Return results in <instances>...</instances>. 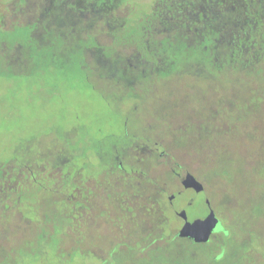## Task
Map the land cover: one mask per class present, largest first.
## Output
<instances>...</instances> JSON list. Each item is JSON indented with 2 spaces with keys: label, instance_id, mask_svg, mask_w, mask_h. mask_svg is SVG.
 Instances as JSON below:
<instances>
[{
  "label": "rangeland",
  "instance_id": "obj_1",
  "mask_svg": "<svg viewBox=\"0 0 264 264\" xmlns=\"http://www.w3.org/2000/svg\"><path fill=\"white\" fill-rule=\"evenodd\" d=\"M71 1L19 0V10L28 8L42 17L25 36L24 46L34 52V59L23 62L14 73L0 60V181L11 180L8 174L17 168L24 178L33 171L34 176L29 177H36L38 182L30 179V186L24 184L23 188L29 190L24 196L28 205H22L20 211L24 224L35 221L33 215L40 210L46 219L40 229L47 242L38 245L34 236V245L28 247L25 255L17 254L16 249L14 263L195 264L188 257L198 252L197 246L176 236L183 222L175 212L186 210L189 221L208 213L203 194L195 195L182 188L180 180L190 173L203 185L210 209L220 221L212 241L220 242L222 231L225 232V264H264V72L247 78V71H243L232 78L226 72L215 73L204 58L196 63L175 62L166 53L170 52L166 35H158L163 29L171 33L172 23L164 15L145 25L149 35L142 43L150 53L142 57L101 36L97 30L99 21L93 24L97 35L94 41L85 36L84 44L91 46L98 40L107 46V58L100 50L89 48L65 52L66 60L59 62L53 51L60 48L64 39L75 43V38L82 37L75 34L83 35L90 23V13H79V4L70 8ZM20 21L11 25L13 33L0 32V37H9L10 33L13 39L24 40ZM4 27L9 24L5 22ZM250 33L247 31V35ZM215 41L220 42L218 38ZM216 56L211 53L213 59ZM245 68L252 76L251 69ZM224 127L232 131L230 138L217 133ZM116 141L126 144L120 149L125 150L126 169L157 186L164 184V173L154 166L153 156L145 160H137V156L145 155V151L154 155L153 148L163 149L168 153L166 161H174L170 169L180 176L174 174L176 178H170L165 185L168 195L164 198V193L159 192L162 196L155 202L163 215L157 211L156 220H146L149 213L121 206L117 198L123 201L125 197L111 193L110 197H114L109 201L97 202L104 205L106 215L90 212V221L96 226L83 225L72 230L74 237L65 238L61 233L64 221L60 219L61 225L57 226L61 228L54 229L48 218L53 214L48 191L52 183L34 170V164L40 162L38 154L44 155L42 163L50 173V164L54 163H50L51 157L72 158L62 170L68 191L76 185L71 180L80 176L87 186L78 182L76 187L80 185L94 194L104 189L108 193L126 189L123 182L108 173L109 166L105 164L110 163L111 146ZM80 153L87 156L84 166L77 162ZM81 167L82 173L77 176L76 169ZM151 178L158 180L152 182ZM37 183L47 192L36 202L38 192L33 184ZM177 183L183 192L172 200L175 209L169 207V211L165 207L167 197L177 189ZM190 199L193 203L187 208L185 202ZM140 204L149 209L145 199ZM30 205L37 209L34 214ZM79 208L90 211L82 204ZM154 235L160 238L149 242Z\"/></svg>",
  "mask_w": 264,
  "mask_h": 264
},
{
  "label": "trees",
  "instance_id": "obj_2",
  "mask_svg": "<svg viewBox=\"0 0 264 264\" xmlns=\"http://www.w3.org/2000/svg\"><path fill=\"white\" fill-rule=\"evenodd\" d=\"M182 1L183 0H170L168 3H165L166 1L162 3V16L164 15L169 19L172 23V27L170 35L167 34L169 33L168 31L165 32V29L161 30L158 34L159 36L166 35L165 37H167L169 42L166 47L170 51H166V53H169L175 62L184 63L191 60L192 63H196L200 58H204L210 63V69H213L215 73L226 72L229 73V76L232 78L239 77L238 75L241 73L243 74V71H247V78H256L264 72V0H223V3L218 2V0H211L204 4H187ZM147 23L148 22H146V24ZM2 27L3 28L0 29V32L4 33L6 27ZM247 31L251 33L247 35ZM154 33L157 35V32ZM148 35L149 33L146 36ZM216 38H218L220 42L215 41ZM133 39L135 40L134 45L137 47V52L140 57L146 52L150 53L148 48L142 46L143 43L141 40L139 41L138 28H136V32L133 33ZM14 40L15 39H13L10 33L9 37L6 35L0 37V60L5 62L6 68L10 73H14V70L20 68L26 59V56L17 58V56L25 54L23 48L25 42L18 39L19 42L16 46ZM165 44L166 43L164 42V45ZM217 45L221 46L222 49L217 50ZM13 46L16 47L17 52L13 50ZM214 52L217 53L218 56L213 59L211 53ZM245 67L251 69L253 72L252 76L249 70H245ZM172 70H174L173 67H171V73ZM166 73H169V71ZM217 133L224 135L226 138L232 136V131L227 127L219 129ZM112 153L113 152L111 151V158L113 157ZM165 153L166 155H164L162 159L158 158L154 162V166L161 169L164 173V184H158V186L156 185L157 183H149L145 179H142V177L135 176L129 171L127 173L119 171L117 168V162L113 159L108 164L109 167L112 168V176H114L115 179H118V181L120 178L121 180L119 182H123L125 184L124 187L129 189V192L140 190L144 191L147 196L161 192L162 194L164 193L163 195L165 198L169 193L165 188V185L169 183L170 178H176L173 169H170L171 167L169 166L174 161L168 163L166 161L168 153ZM38 155L40 162L34 164V170H36L37 173H50L45 169L42 170L40 164H43L42 162L45 161L43 160L44 155ZM51 160L52 161H48H50V163L54 161L51 165L52 169H50L53 175L48 177L50 183H52L50 186L51 188H49L48 191L51 196L50 202L52 204L51 210L53 211V214L48 218H50V220L52 219L51 222L54 225V229L61 228L57 225H61L60 222L63 220L64 226L61 228V233L65 238H71L74 237L72 233L73 228H67V221L69 220L67 216L71 217L73 214H80V211L78 209L76 211L71 209V206L75 202H71L70 204L66 202V206H63L64 199L59 193H57V190L63 188L61 187L58 177L54 176V173L56 172L55 174H57V168L59 169V167H63L65 159L56 156L51 157ZM68 161L70 162V160ZM217 162L221 163L220 157ZM11 164L10 169L13 168ZM43 165L46 166V164ZM65 166L66 165H64V167ZM21 172L22 170L17 168L15 173L8 174L12 179L17 178L18 184L15 183L14 185L9 181H0V189L2 188V190H0V220L3 222V225L0 227V264H15L14 261L17 259L16 249L19 250L17 254L23 253L25 255L26 251H29L28 247L32 244L34 245L35 241L32 240L34 239V236H36V241H39L38 245L42 243L43 239H47V236L43 235V231L40 229L42 223L46 221L41 210L39 213H35L37 209L35 210V208L30 205L31 207L29 209L33 214H36L33 215L36 219L35 221L28 220L24 224V218L20 209L22 205H28L26 204L27 201L24 199V196L29 190H27L28 188L25 189L23 187L25 186L24 184H29L30 181L25 179L29 178V174L34 172H28L29 174L26 175V178L22 176ZM130 174L132 176L129 177ZM6 176L7 175H4V177ZM152 179L158 180L157 178H151L150 180L152 182H154ZM144 182L147 184L146 187L142 186ZM31 184L32 183H30L29 186ZM33 186V188H36L35 191L38 192L34 199L37 202V199H39V197L42 198L43 194L47 192V189L38 183L35 185L33 184ZM182 192L183 190L179 188L177 183V189L172 191L171 195L173 194L177 198ZM190 206L191 205H187V208ZM165 207L167 208L168 204ZM69 210L72 211L71 214L69 213ZM135 210L142 212L146 211L147 214L149 213L148 209L145 210L136 207ZM168 210L170 211L169 207ZM94 211L106 215L104 214L106 211L101 212L99 209ZM160 212L163 215L161 209ZM63 213L65 215H63ZM89 215L91 216L92 214L89 213ZM156 216L157 215L148 214L146 220L154 221L156 220ZM93 225L96 226V223L92 224V226ZM53 228L51 234L54 233ZM223 233H225L224 230ZM18 234H20V236ZM30 238L31 241H29ZM159 238V236L154 235L150 238L149 242H155ZM222 239L226 238L222 236ZM222 239H220V242L211 241L206 244L201 243L200 245H195L199 249L198 252L191 253V258L190 256L188 258L195 264L196 261L200 260V262H202L203 259L202 264H225L224 254L228 247L224 245V240ZM72 243L77 246L75 242ZM207 258H209L208 261Z\"/></svg>",
  "mask_w": 264,
  "mask_h": 264
},
{
  "label": "flooded vegetation",
  "instance_id": "obj_3",
  "mask_svg": "<svg viewBox=\"0 0 264 264\" xmlns=\"http://www.w3.org/2000/svg\"><path fill=\"white\" fill-rule=\"evenodd\" d=\"M18 1L19 0H0V29L3 28L2 26H4V23L7 22L9 24L10 27L5 28L6 31H8V29L12 32L13 29L11 30V25L13 23H17L18 21L21 22V24L23 25V29H22V33H24V40L22 38H18L20 41L23 42H27V38L25 36L28 37L27 32L31 31V26H34V22L35 21H39V19L42 17H39L38 15L32 14V11L30 9H20L18 7ZM38 1H47V0H38ZM166 1L165 3L170 2V0H72L71 3L68 5L70 8H76V6L79 4V13H85V12H89L91 17H90V23L89 26L85 27V29L83 30V35H80L79 33L75 34L76 36H82L80 38H75L74 41L75 43H72L71 41H65L63 40V43L60 45V48L55 49L53 52V56L58 57L59 62H61L62 60H66V55L65 52H69V53H76L78 50L82 49V51L88 50L89 48H91V50H100L102 52V56L104 58H107V53L108 51L106 50L107 46L102 45L100 43H98V40L95 41L91 46H88L86 44H84V37L89 36L91 38H94L97 36L95 33H93L94 29H93V24L98 23L99 21L100 23V27L98 30L99 34L101 36H106L109 37L112 41L113 39V43L117 44L118 47L121 48H126L129 49L131 51L135 50L137 51V47L134 45L135 40L133 39V33L136 32V28H138L139 30V41L141 40V42H143L145 40L146 35L148 34L146 32L145 29V25L146 22L149 21H154L159 19L160 17H162V3ZM211 0H183L182 2H186L187 4H204V3H208ZM218 2L223 3V0H218ZM88 6V7H87ZM83 7V8H82ZM25 10V12H24ZM16 11H19L18 13H16ZM24 20V21H22ZM132 20V21H131ZM143 24V25H142ZM17 31V28H16ZM72 32V31H71ZM13 33V32H12ZM15 38L14 42L17 46V43L19 42V40ZM83 39V40H82ZM53 42H51L52 46H53ZM21 46V45H20ZM145 46L146 48H148L146 45H142ZM13 50H15V52H17L16 47L13 46ZM23 48L26 49V52L24 55H20L17 56L18 57H22V56H26L25 61L31 62L34 59V52L29 49V47L23 46ZM70 56H68V61H70ZM35 61V60H34ZM17 63V62H16ZM157 143L154 144V146H156ZM122 146V147H121ZM112 158L110 159V161L113 159L115 162H117V168L119 171H124V172H131L132 170H128L126 169V154L124 153V151H120V149H124L126 147V144H124V142H119L116 141L112 146ZM129 148V147H127ZM153 152L154 155H152V151H145V155L147 153V155L145 156L144 154H142L141 156H137V160L139 159H148V157H152L153 156V162H155L158 158H163L164 155H166L165 151L162 149L161 151L156 150L153 148ZM134 157V155H133ZM78 160L77 162L81 165L84 166V164H86V159L87 156L84 155L83 153H80L79 156L77 157ZM68 160H71L70 158L65 159V162H63V167L59 169L57 168V174H55L54 172V176L58 177V180L60 181L61 187L64 189H60L57 190V193H59L62 198L64 199V205L66 206L67 203H71V202H76L79 205H72L71 209L73 210H79L80 214H73V216H67L69 218V220L67 221V228H73V229H79L80 227L82 228L83 225L84 227H88L89 224L92 225L95 222L94 221H90V215L89 213L93 210H97L99 209V211L103 212L106 211V209H104V205L102 204H98L97 202H102V201H109V199L111 197H114V195L112 194H116V196H124L125 199H123V201H121L119 198H117V200H119V204L121 206H127V207H131L133 209H135L136 207L142 209V207H145L146 205H142L140 204V201L143 202V200L145 199V201L147 203H149V214H153V215H157V211H158V207L159 205H156L155 202L156 200H158V197L161 195V193L158 192V194H152V195H146L144 193V191H140V190H136L134 192H128L125 193L124 190H128L129 189H117L115 191H111L108 190V193H106V191L104 192V190H102L101 192L94 194L92 192H90L89 190L86 189H81V186H78V182H80V184H84V186H87V181H83V179L80 178L79 173H82V167L81 168H77L76 172H78L79 176L78 178L74 177L72 179L73 183H75V187L72 189H69L66 186L67 183L63 182L62 180H64L66 174L63 173V168L64 165H66L65 167L69 166L70 162ZM106 165L109 166L108 163L105 162ZM42 170L45 169V166L43 164H40ZM107 166V167H108ZM39 167V166H38ZM50 169H52V166L50 164ZM108 170L110 173V175H113L112 173V168L108 167ZM72 171V169H71ZM40 175H44L47 177H51L53 174L52 173H39ZM176 176H180L179 173H174ZM31 176H34V173L30 174ZM31 177L27 178L26 180H30ZM32 182H37L38 179L36 177H33V179H31ZM121 179L119 178V181ZM182 180V179H181ZM180 180V182H181ZM10 183H13L15 185L18 184V179L14 178L11 180H9ZM1 183V182H0ZM122 183V182H121ZM70 186V185H69ZM185 190V189H184ZM12 191V189H11ZM193 192L195 195L198 194H203L204 195V204L205 206L208 208V212H209V206L206 204V201H209L208 196H206V193L203 191H201L200 193H195L193 190H188ZM97 195H100L98 197H95ZM172 196V195H170ZM167 197V201H168V207L170 208H174L172 207V201L169 200V197ZM175 199V195H173ZM207 197V198H206ZM172 199V200H173ZM67 202V203H66ZM91 202H93L94 204H92ZM187 203V205H192L193 200L190 199V202H185ZM84 205V206H88V208H90L89 212H86L84 210H82L80 207V205ZM93 205L95 206V208H93ZM175 209V208H174ZM173 209V210H174ZM107 212V211H106ZM158 213H161L160 210L158 211ZM177 212H175L176 214ZM208 214V213H207ZM206 214V215H207ZM63 215H65L63 213ZM205 215V216H206ZM204 216V217H205ZM203 217V218H204ZM197 219V218H196ZM202 219V218H201ZM181 220V219H180ZM194 220V219H193ZM182 221V220H181ZM192 221V220H191ZM183 222V221H182ZM220 224V221L218 219V225ZM213 231L209 241L211 242L214 238V235L217 233L215 232L216 229ZM178 231L176 232V236H177ZM223 233V231H222ZM224 234V233H223ZM223 237H225L223 235ZM185 240H188L192 243H194L191 239L188 238H182ZM46 243L47 239L42 241V243ZM156 242V241H155ZM195 245H200L198 243H194ZM206 244V243H205ZM33 245V244H32ZM224 249V247H223Z\"/></svg>",
  "mask_w": 264,
  "mask_h": 264
},
{
  "label": "water",
  "instance_id": "obj_4",
  "mask_svg": "<svg viewBox=\"0 0 264 264\" xmlns=\"http://www.w3.org/2000/svg\"><path fill=\"white\" fill-rule=\"evenodd\" d=\"M181 185L185 190H193L195 193L203 191V185L190 173H186L181 180ZM174 196H170L169 200L172 201ZM209 206V201H206ZM176 216L183 221L182 226L178 230V238H188L194 243H207L218 225V219L215 216L213 210L210 209L204 218H197L189 221L186 210H180L176 213Z\"/></svg>",
  "mask_w": 264,
  "mask_h": 264
}]
</instances>
